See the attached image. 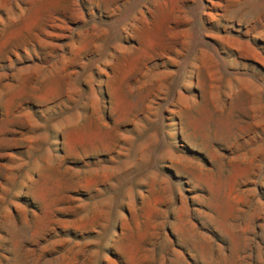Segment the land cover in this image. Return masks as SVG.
Returning <instances> with one entry per match:
<instances>
[{
  "label": "rangeland",
  "instance_id": "obj_1",
  "mask_svg": "<svg viewBox=\"0 0 264 264\" xmlns=\"http://www.w3.org/2000/svg\"><path fill=\"white\" fill-rule=\"evenodd\" d=\"M0 264H264V0H0Z\"/></svg>",
  "mask_w": 264,
  "mask_h": 264
}]
</instances>
